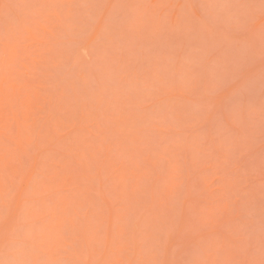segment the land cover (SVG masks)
Wrapping results in <instances>:
<instances>
[{
	"label": "rangeland",
	"instance_id": "obj_1",
	"mask_svg": "<svg viewBox=\"0 0 264 264\" xmlns=\"http://www.w3.org/2000/svg\"><path fill=\"white\" fill-rule=\"evenodd\" d=\"M0 264H264V0H0Z\"/></svg>",
	"mask_w": 264,
	"mask_h": 264
}]
</instances>
